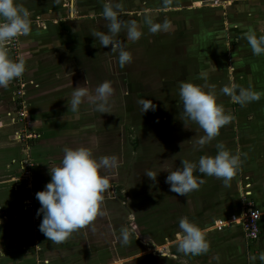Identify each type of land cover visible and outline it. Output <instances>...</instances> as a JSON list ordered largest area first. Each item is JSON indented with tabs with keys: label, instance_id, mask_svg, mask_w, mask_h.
I'll use <instances>...</instances> for the list:
<instances>
[{
	"label": "rangeland",
	"instance_id": "rangeland-1",
	"mask_svg": "<svg viewBox=\"0 0 264 264\" xmlns=\"http://www.w3.org/2000/svg\"><path fill=\"white\" fill-rule=\"evenodd\" d=\"M227 1L80 0L81 7L77 2L74 14L89 19L72 22L77 33L74 37H80L88 48L96 44L103 53L104 87L92 104L96 119H89L88 130H84L87 150L81 160L90 199L82 225L71 232L73 246L66 253L72 261L61 264H145V258L154 255L183 257L187 253L182 248L175 251L179 243L204 236L205 228L216 227L211 225L223 211L220 206L213 207L210 198L212 192L218 195L223 190L215 192L209 188L213 183L202 180L219 170L233 173L230 163L216 167V172L214 165H208L215 152L211 146L214 137L217 160L227 154L225 137L219 133L225 131L226 119L217 117L212 122L208 115L215 108L217 116L225 113L231 98L228 88L222 85L216 91L210 80L219 67L210 54L215 40L208 31L223 34L221 25L212 21L223 22ZM8 49L11 72L9 66L0 104L5 101L1 105L18 114L19 175L11 184L27 192V208V201L35 206L39 167L33 150L39 139L32 132L26 108L28 68L19 54L21 66L13 73L20 58ZM87 58L92 66L91 52ZM152 62L161 72L167 71L169 79L152 76L146 66ZM180 84L185 85L182 97L175 100L172 87L167 92L166 88ZM189 90L192 92L183 97ZM18 96L24 101V118L19 116ZM210 127L217 128L216 136L209 135ZM54 257L60 259L59 253Z\"/></svg>",
	"mask_w": 264,
	"mask_h": 264
},
{
	"label": "crops",
	"instance_id": "crops-1",
	"mask_svg": "<svg viewBox=\"0 0 264 264\" xmlns=\"http://www.w3.org/2000/svg\"><path fill=\"white\" fill-rule=\"evenodd\" d=\"M77 2L81 7L80 0H0V21L16 23L20 29L22 60L24 67L28 68L26 108L30 112L32 132L39 139L33 150L39 167L34 186L35 208L29 211L24 204L27 192L11 184L19 175L16 162L19 150L15 140L18 114L14 109H5L1 105L5 101H2L0 264L72 261L70 253H66L68 247L73 246L71 232L73 227L82 225L80 220L90 199L84 188L85 170L81 160L87 150L86 142H83L87 135L84 130L89 119H96L92 104L98 101L101 87H104L103 53L96 44L88 48L86 43H81L80 37H74L77 33L72 29V22L89 19V16L79 15L77 18L78 14H74V11L78 12V8L75 9ZM225 12L223 22L217 18L212 21L221 25L223 34L208 31L215 40L210 54L219 67L210 80L216 91H220L222 85L228 88L226 92L230 95L231 105L225 113L218 112V116L216 108L213 109L208 117L212 122H216L217 117L226 119L223 122L225 131L219 133L225 137L227 154L221 157L222 161L217 160L218 132L217 128L210 127L209 135L216 137L211 145L215 152L208 165H214L213 171L216 172V167L230 163L233 175L225 169L224 172L209 173L206 179L203 177V183H213L209 186L213 191L223 190L218 195L210 190L213 207L220 206L223 211L217 213L221 217L211 226H216L219 221L227 222L230 216L239 214L244 201L264 212V0H228ZM9 42L8 32L2 30L1 99L5 97L4 76L10 66L6 58ZM90 52L92 66L87 58ZM70 58L75 62H70ZM146 66L149 72H153L152 76L169 79L168 72L155 68L154 62L146 63ZM256 68H260L259 72L253 73ZM184 86L167 85L166 92L172 87V95L178 100ZM191 92H184L183 97ZM201 188L206 190V186ZM197 223L201 224L200 221ZM193 230L198 229L195 226ZM203 235L176 246L175 251L182 248L187 253L183 257L154 255L145 258V264H264V217L260 221L259 239L254 243H247L242 229L237 226L220 232L216 227L205 228ZM55 253L57 256L59 253L60 259H55Z\"/></svg>",
	"mask_w": 264,
	"mask_h": 264
},
{
	"label": "built area",
	"instance_id": "built-area-1",
	"mask_svg": "<svg viewBox=\"0 0 264 264\" xmlns=\"http://www.w3.org/2000/svg\"><path fill=\"white\" fill-rule=\"evenodd\" d=\"M5 30L8 32L10 36V47L11 50L17 54L16 59L20 58V29L15 23H8V24H3V22L0 21V31ZM21 66V58L19 59L18 63H16L15 68L12 67L13 73L18 72V67L16 66ZM18 83H20V80H18ZM19 101V107H20V112L19 116L21 118H24L26 116V109L24 108V101L21 97L18 96ZM19 111V108H18ZM27 181V180H26ZM31 188V186H30ZM27 209L30 211H33L35 206L33 205L32 201H27L26 203ZM264 217V212L260 210L254 209L252 207L250 202H243L241 212L237 215H232L230 216L229 220L226 221H219L216 224V230L217 231H222L223 229L230 227V226H237L242 229L245 237V241L248 243H254L258 241L259 235H260V221ZM1 256V253H0Z\"/></svg>",
	"mask_w": 264,
	"mask_h": 264
},
{
	"label": "flooded vegetation",
	"instance_id": "flooded-vegetation-1",
	"mask_svg": "<svg viewBox=\"0 0 264 264\" xmlns=\"http://www.w3.org/2000/svg\"><path fill=\"white\" fill-rule=\"evenodd\" d=\"M10 72H11V66H10Z\"/></svg>",
	"mask_w": 264,
	"mask_h": 264
}]
</instances>
